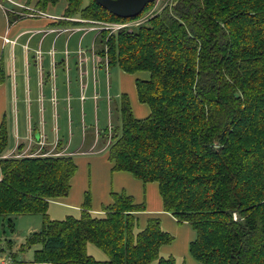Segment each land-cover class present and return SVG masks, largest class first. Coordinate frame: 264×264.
<instances>
[{
	"label": "trees",
	"instance_id": "16d2710c",
	"mask_svg": "<svg viewBox=\"0 0 264 264\" xmlns=\"http://www.w3.org/2000/svg\"><path fill=\"white\" fill-rule=\"evenodd\" d=\"M58 1L37 0V7L46 10ZM83 4L67 0L65 17L118 22L143 14L123 18L96 0ZM98 45L110 66L150 73L136 79L139 100L150 114L135 117L123 93L121 124L111 135L103 133L111 139L112 169L159 183L164 209L197 231L189 252L200 263L264 264V0H170L134 29L102 28ZM8 140L3 121L0 215H43V226L26 242L41 247L32 261L12 255L15 263L185 264L160 255L174 236L159 218L135 230L136 213L145 205L126 192L112 191V202L97 214L87 191L78 216L51 218L50 200L71 188L74 157H5ZM8 223L13 230L10 217ZM88 242L108 258L88 254Z\"/></svg>",
	"mask_w": 264,
	"mask_h": 264
},
{
	"label": "crops",
	"instance_id": "0c3cea01",
	"mask_svg": "<svg viewBox=\"0 0 264 264\" xmlns=\"http://www.w3.org/2000/svg\"><path fill=\"white\" fill-rule=\"evenodd\" d=\"M23 3L28 6L23 7ZM36 4L37 0H0V75H4L0 81V126L4 121L9 132L6 155L38 153L40 148H46L53 154L74 157L77 171L68 195L50 200L48 210L53 219L80 214L89 175L96 191V195L91 192V208L97 214L112 202L111 190L119 192L118 184L126 179L136 186L127 194L134 196L135 203H145L144 210L136 213L139 229L147 225L149 218L157 217L165 230L177 235L181 228L175 226L172 213L164 209L159 183L151 181L158 183V192L155 184L142 179L141 184L129 171L113 170L108 157L110 140L103 138L106 131L99 128L105 113L112 123V98H119L113 108L120 115L123 93L128 94L135 117L150 114L149 105L138 97L136 79L140 77L110 66L108 58L99 55L102 28L96 21L67 18L66 6L58 11L55 5H49L39 16L21 14ZM112 128L111 125L107 132ZM88 130L94 131L90 137ZM95 184L101 185L102 196ZM194 236L189 230L185 239L177 235L178 242L160 250L174 257L186 255V264H195L189 252Z\"/></svg>",
	"mask_w": 264,
	"mask_h": 264
},
{
	"label": "rangeland",
	"instance_id": "374dc122",
	"mask_svg": "<svg viewBox=\"0 0 264 264\" xmlns=\"http://www.w3.org/2000/svg\"><path fill=\"white\" fill-rule=\"evenodd\" d=\"M28 1L29 0H26V2H28ZM169 1L170 0H156L155 3L152 6H150L149 8H147L146 11L143 12V14H141L138 18H142L144 23H147L148 20L150 18H152L154 15H156L158 12H160L162 10V8ZM87 3H88V0H84V4L83 5H86ZM25 5L26 4L23 3V7L28 6V5H26V6ZM64 6H67V0H59L57 2V4H55V7L57 8L58 11H61V9H63ZM65 9H66V7H65ZM21 14H23L24 16H26V15L39 16L41 14L43 15L44 13L42 12L41 9H39L37 7V4H36L35 6H29L28 10H24ZM73 18H76V17H73ZM138 18H136V19H138ZM100 22L103 24V25L99 24L100 27L101 26H105V27L109 26V25H106V24H110V23H117V21H107V20L106 21L101 20ZM134 22L135 21H129L130 25L128 27H126V28H129V29L136 28V26L133 24ZM107 30H111V31H115V32L118 31L117 29L114 30L111 27H108ZM115 68H118V65H116ZM134 74H137V77H140V78H149L150 77V74H149L148 71H139V72H136ZM115 100L117 101V104H118L119 98L118 99L117 98L116 99L112 98V101L115 102ZM114 102L111 104V107L113 109L112 110V123H110L111 122V117H110V120H109V118L106 115V113L101 118V122L99 124V128L102 129V132L103 131H108V128L111 127V125L113 127H117V126H120V124H121V121H120V118H119L120 115L113 108L114 107ZM93 133H94V131L92 133H90V131H89L88 136L90 137L91 134H93ZM112 133H113V128L111 129V132L109 131V135H111ZM108 140H111L110 136L108 137ZM38 154L45 156V155H50V154H53V153L48 152V149H46V148L45 149L40 148L38 153L31 151V153L24 154V155L17 154V156H27V155L31 156V155H38ZM54 155H59V154H54ZM4 156L7 157V156H11V155H6L5 154ZM86 173H89L88 168H86ZM131 176H132V178H134L135 180L140 181L141 184H143L140 178L137 179V178H135V176H133V175H131ZM150 183L155 184L157 186V191H158V183L157 182H150ZM91 184H92L91 177L89 175L88 180H87V186H86L85 189L87 191H89L90 193L93 192L96 195V191L93 190ZM101 184H102V181H101ZM110 184L112 186V178L111 177H110ZM95 185L99 188V192H98L99 196H102L103 192L101 190L102 189L101 185H97V184H95ZM118 187H119V190H118L119 192H126V193H128V190L132 191V189H136V186H134V184L130 183L126 179L122 183L118 184ZM111 191H115V189H113ZM110 196H111V194H110ZM61 197H63V196H61ZM140 199H141L142 202L144 201V190H142V197ZM91 200H92V198H91ZM83 201H84V197H83ZM101 201L102 200H100V202ZM100 202H99V208L102 209V205L103 204H101ZM48 213L50 215L51 214V210H48ZM52 214H53V212H52ZM9 217L14 222V229L13 230L9 227V223H8ZM50 217L52 218V216H50ZM175 224H176L175 226L181 228L180 231L177 232L178 233L177 235L180 238L183 237V239H185L186 236H188V234H189V230H192L194 232V234H195L194 238L196 237L197 231L192 227V225L190 223H188V222H179L176 219ZM42 226H43V215L40 214V213L13 214V215H6V216L5 215H0V262L15 263L13 258H12V255H14L16 257V259L19 260V261H32L34 259L35 250L37 248L41 247V245L40 244H35V245L28 246V245H26L27 238L30 235V233L40 230ZM161 226H162V224H161ZM135 230H139L138 224H136ZM171 233L175 236L173 241L177 240V242H178L179 238L177 237L176 232H171ZM9 240H11V242H12L11 247L8 244ZM171 243L164 244V245L168 246ZM164 245H162V246H164ZM161 247H160V249H161ZM159 252H160L161 256H169L170 255V254L165 255L164 253L161 252V250ZM87 253L90 254V255H93L98 260H105V259L108 258V254L104 250L99 248L97 245H95L93 242H88L87 243ZM185 256L186 255H175L177 261L184 262L186 264ZM194 262H195V264H203V263H200L197 260H194ZM154 263L155 262H152L151 264H154Z\"/></svg>",
	"mask_w": 264,
	"mask_h": 264
},
{
	"label": "water",
	"instance_id": "95a60500",
	"mask_svg": "<svg viewBox=\"0 0 264 264\" xmlns=\"http://www.w3.org/2000/svg\"><path fill=\"white\" fill-rule=\"evenodd\" d=\"M156 0H96L111 13L123 17L133 18L139 16L147 4Z\"/></svg>",
	"mask_w": 264,
	"mask_h": 264
},
{
	"label": "built area",
	"instance_id": "2783aa9c",
	"mask_svg": "<svg viewBox=\"0 0 264 264\" xmlns=\"http://www.w3.org/2000/svg\"><path fill=\"white\" fill-rule=\"evenodd\" d=\"M129 21H135L133 24L137 27V26H140L141 24L144 23L143 19L142 18H138V19H132V20H127V21H118L117 23H110V24H106V25H109V26H99L100 28H108V27H111L112 29L114 30H119L120 28H125V27H128L130 24H129ZM96 24H100V25H103L100 21H96ZM0 264H17V263H9V262H0Z\"/></svg>",
	"mask_w": 264,
	"mask_h": 264
}]
</instances>
